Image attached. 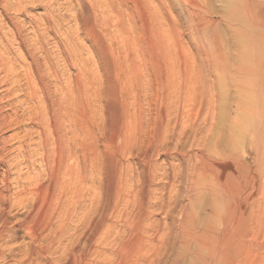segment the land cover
I'll return each mask as SVG.
<instances>
[{
	"label": "bare ground",
	"instance_id": "obj_1",
	"mask_svg": "<svg viewBox=\"0 0 264 264\" xmlns=\"http://www.w3.org/2000/svg\"><path fill=\"white\" fill-rule=\"evenodd\" d=\"M93 1L94 3L91 1L93 3L92 7H90L86 1H83V3H81V5H83L85 12L87 13V15H84L86 13L83 12V15L85 17L87 16L85 22H83L84 23L83 25L89 34L88 36H90L92 40L93 47H95V50L101 56V59L106 61V66L104 65L105 63L103 64V66H105V68L103 67L105 69L104 71H106L104 72L106 73L105 75H107V73L110 72L112 73L113 70L114 71L116 70L119 73L121 72L120 73L122 75L120 80L121 82L119 81V83H121V93L120 92L119 93L122 95L121 97L122 101L120 100V102L125 103V107H123L124 109L121 111V113L123 114V119H124L123 124L127 125L123 130V133L125 134L124 136L129 137V143L130 142L132 143L133 140L131 136L133 135L136 139V136L138 134V133L136 135L133 134L134 131L137 129H135L133 126L134 122L132 118H135L139 113L135 117H131L133 114H131L129 108L126 107L127 106L126 104L127 101L129 103L128 97L132 95V93L133 95H135L136 101L141 103V101L143 100L142 98L143 95L145 94V92H147L145 89L146 87L144 85L146 79L144 78L145 80L142 83V78L144 76L143 77L141 75L138 76V71H140L139 69L140 65L139 66L137 65L135 55L132 58L130 57L132 60L130 59L131 63L129 65H126L127 63L123 64L122 62H120V64L118 63H119V59L122 57V55L125 52L131 54L132 50L137 46H138V48L136 49L138 50L137 52L141 51L140 48L141 44L136 45V43L133 41L134 38L133 34H137L139 36L141 32L140 27L136 21H133L130 27L128 26V21L133 19V15H132L133 12L131 11L132 13H130L129 10L131 9V7L128 4L124 3L123 2L124 0H93ZM177 1L181 3L185 1L184 3L186 4L187 2L188 4V9L190 14L188 16L186 15L188 17L186 26L187 29L190 31V33L194 36L196 40H199L203 42L205 45H207L206 46L208 47L207 50L211 54L210 56L214 58V60L220 62L224 61V64L226 65L225 63L226 58L223 57V51L225 49L221 48V46L219 45L222 37L220 34L221 32L219 33L218 31L219 30L218 21L211 14L212 11H210L209 7L207 6V3H205L204 0H177ZM231 1L233 0H229L230 4L226 9L227 11L224 12L225 14L223 16V20L228 26L233 27L235 29V32H237L243 38L245 43V45L244 44L243 45L245 46L247 52L246 54L248 56H251L255 60V64H253L254 66L253 67L250 66L251 68L248 70L249 71L253 70L256 76L254 87L259 92V95H257V97L255 96L256 97L255 102L258 99L256 104H258L260 109H262L264 112V0H234L233 2ZM0 2L2 4L3 13L7 11H11L10 9L14 7V5L9 2V0H0ZM16 3L19 4L18 2ZM138 3L140 5L142 4L141 1ZM173 5L174 4L172 0H148L145 3V5L142 6L143 10L146 11V13L149 15L150 23H151L150 26L151 33H149L151 39L149 38L150 42L147 41V43H150V46L153 48L154 52L156 51L158 54H160V56L164 55V57L162 58H165V56H167L170 53L169 50L171 44L179 45L181 43V40L183 41L182 39L183 36L182 32L184 31L182 28L183 23L179 18L174 17V15H171L169 13ZM15 8L17 9V7ZM7 15L8 14H6V16ZM142 16L144 17L143 14ZM143 20L146 21V19ZM79 23L80 22H78V26L81 24ZM2 24L0 23V37L2 34L1 29L2 27H4V24L3 25ZM100 24H103L104 28L106 26V30L104 32L102 31L100 32L97 30V27ZM14 27H15V32L12 42L16 45L17 52L19 53L17 54L16 58L10 57L9 54L11 53L12 48L10 49L9 45H11L10 43L12 42L9 39L8 42L1 38L2 41L0 42V50H1L0 75L2 74V72H5V75L4 77L2 76L3 77L2 79L1 78L0 79L2 80V82L3 81L6 82V84L7 82L10 83L12 87L15 88V91L18 90L24 91L25 90L24 86L27 87L26 89L28 90L27 93L29 95V98L26 99V102L28 105H32L29 106L27 110L28 113L31 115V119L35 120L37 123L38 130L36 129V133L38 139L36 140L33 137H31L32 133L30 132V130L26 131L25 134H23L22 136L13 134L14 136L12 137L10 135L13 139L16 140V142L20 144L18 148H15L18 151L17 155H15L14 158L11 157V159L9 160V165L7 166L6 169H3L0 178V262H4V264H10L11 262L12 264H114L110 260H108L107 257L108 254H112L116 258L120 257L123 259L122 262L121 260H119L121 262L120 264H179L180 260L184 258L186 255L187 257H189L191 264H264V237L260 236L262 234L261 233L262 229L264 228L263 227L264 204L263 202L258 200V198L262 194H257L260 195L257 198V200L251 199L248 194V188H249L248 186L251 180L250 179L251 175L249 173L250 164L248 162V156H251V154L244 152L243 150L244 146H241L240 149L238 147H237L238 149L233 148L234 150L232 152L231 150H229V152L231 153L226 155L218 154V156L217 155L212 156L213 155L212 152L211 153L210 152L207 153L205 151H204L205 153L196 152V156L195 155H193V157L189 156V158L187 159V162L189 164L187 179L189 180L188 183L190 185L189 187L190 193L192 192L195 195L201 192L207 195L212 202L213 205L212 211L215 218L213 217L214 220H212V222L208 226H206L207 224H205L206 227L204 228V230L199 232V230H197L193 226L194 224L193 215L192 214L185 215L184 212H186L187 209H184L182 214L183 215L182 231L181 232L174 231L176 232L175 236H178L179 233H182V235H184L185 239L183 238L184 239L183 250L182 251L179 250L180 251L179 254L175 255L176 257L174 261L171 262V259L169 258L171 254L167 255L168 241L166 238L168 236L167 235L168 230L165 231V227L154 229L153 225L150 222L151 215L153 213V212L151 213V208L153 207V205L151 204L152 201L151 202L148 201V197L145 194V190L147 189L143 188L144 189L143 190V189H138L133 185L130 186L129 181L131 176L129 177L128 174L127 176L120 173L118 174L119 171L117 172V170L115 169H117L120 159L113 157L109 161L110 163L108 167H106L105 166L106 164H104L105 159L103 158V156L105 157V153L103 155V151L100 147V143H98L99 140H97V138H100L98 137V134L100 132L105 131L106 127L110 125L107 122V119L109 118H107L103 123L95 122V125L89 127L91 124L88 125V120H87V109H86V101H85L86 98L84 99V94L81 93V91H83L85 87L84 86L85 80L83 75L84 71L83 73L81 72L77 76V85H78L77 88L72 87V90L70 89V91L65 92L64 93L65 95L63 97L64 100L63 99H59L61 101L57 100L58 97L56 98L57 94L55 93V88H54L55 86L53 79V76L56 75V72L53 68L54 63H52L50 59L45 57H44L45 61H43L44 59L41 60V56L40 58L37 57L36 56L37 54L35 53L36 54L35 55L29 49L28 50L30 54L29 57L30 61L27 60L23 61L24 58H21L20 52L25 51V39L23 38V32L19 22H17L14 25ZM100 28H103V26ZM143 31H145L144 28ZM144 34L146 33L144 32ZM120 41L121 42L124 41L123 44H125V46H123L122 44L123 46L122 47ZM142 43H144V41ZM147 52L149 53L150 51ZM144 57L147 58L146 56ZM125 58L128 59V56ZM144 61L147 60L145 59ZM21 63L24 64L25 66L24 68L25 73H22L21 71L22 69L20 70ZM169 64L173 65V61L172 63L170 62ZM158 68L159 67H157V69ZM171 68L173 67L167 64L166 69L163 70L161 73L162 77L160 76L162 78V81H164L163 83H165V86L168 87L167 90H170V92L172 91L171 88L173 89L174 87L175 80L173 81V77L174 74H176L175 70H177L178 67L175 68V70H172ZM173 71L175 73H173ZM242 75L243 74L241 75L233 74L232 78L233 81L236 82L235 84L238 85L243 97L242 100H240L241 107H239L240 112L243 113L246 109L245 103L247 102L246 101L247 94L245 92L246 78L241 77ZM189 77L191 81L190 82L188 81L189 83L187 90L184 87L183 88L185 89V91L188 92V95L187 93H184L186 94V96L185 95L184 96L187 97V99L191 100L192 97H195L193 95L197 90L196 89L197 85H196V81L193 79L194 76L190 74ZM34 79H38V81H36L37 83L35 82L36 84L33 82ZM149 79H147L146 81H149ZM199 79L200 77L198 78V82ZM225 79L224 81H226ZM23 80L26 81V82L24 81L25 82L24 84L21 83ZM185 83L186 82H184V84ZM109 84L110 82H108V85ZM152 84L153 82L151 83V85ZM117 86L119 87V85ZM215 86L216 85H214V83L208 85V87L213 89V92ZM96 87H97L96 89L101 88L100 86H96ZM87 88L90 89V87ZM114 89L115 88H113L112 90ZM112 90L110 89L109 91ZM113 92L115 93V91ZM168 92L166 93V95L168 94ZM115 95H117V93ZM117 96L119 97V95ZM212 96L210 95L211 98ZM167 97L169 98L170 95H167ZM111 98L110 100L113 99ZM132 99L134 100V98ZM116 100H118V98ZM212 101L209 103L210 105L207 111V116L205 115L206 117L205 121H207V124L212 123L211 120L216 118L215 104L217 102L213 105ZM19 103L20 106H22L24 101L21 102L19 101ZM105 103H107V101ZM174 103L175 102L173 101V104ZM118 104L120 103L118 102ZM135 106L134 108L136 109ZM139 107L142 106L140 105ZM116 109L119 110V108ZM136 110L138 111V108ZM263 112H261L262 118L261 117L258 118L256 123L253 125V131H252L253 132L252 134L257 142V143L255 142L256 147L257 149H259V152L256 153V157L254 160H258L260 164L262 163V165L264 163ZM106 113L107 111L105 112L104 116H106ZM9 117L4 113L0 112V130L9 127L11 123L14 122V120L16 119L15 118L14 120L13 119L10 120ZM140 124L141 123H139L138 125ZM231 124L234 125L233 121ZM112 125H114V123H112ZM116 126L117 123L113 127L114 131H110L111 133L112 132L114 133L113 134L114 137L118 136L117 134H115ZM189 126L188 128H190ZM238 126L240 128L239 130L240 133H236V134L237 135L239 134L241 140L244 141L246 136L248 135L247 130L249 129H247L246 123L244 122H241V124H239ZM111 128L107 130L109 131L111 130ZM140 128L142 127L140 126ZM202 130L204 129H201V131ZM169 131H171V128ZM172 132L173 133L171 134H174V131ZM193 133L195 134L196 131H193ZM198 133H196V136L198 135ZM252 134H250V136ZM166 135L167 134H165V136ZM90 136H91V140H90ZM119 136L121 135L119 134ZM181 138L182 137H179L177 141L181 142ZM9 139L3 137V139L0 140V154H1L0 165L5 163L7 161L6 159L12 153L9 150V142H10ZM204 139L206 140L205 137L198 138L197 139L198 144H201L202 141H205ZM255 140H252V142ZM114 141H117V139H114ZM252 142L251 144L253 145ZM131 143L130 145H132ZM158 144H159L158 146L161 145L160 142ZM33 145H36V147L33 148ZM119 148L120 147H118L117 149ZM124 150L133 152L131 146H126ZM150 151L148 149L147 151L145 152L143 151V152L146 154L145 156L152 157L154 151L153 152ZM38 161L43 162L42 167H39L37 165ZM152 165L155 170H158L159 167L157 166L158 165L157 163L155 164L152 163ZM35 170H38L37 174L34 173ZM89 170L93 172L91 173L93 175L90 178L88 176L89 173L87 175L84 174V172L87 173ZM173 174H174L173 176L175 177H172L169 180V185H171L170 188H172L169 189L170 191L173 190L174 188H177L175 187L177 183V176H176L177 174L175 172ZM142 176L143 175H141V177ZM143 178L147 179V176L144 175ZM254 179L255 177H253V180ZM89 180H91V182L94 185L91 189L89 188L87 189L85 187V184ZM144 183H146V180L145 182H143V184ZM255 184H256V180H255ZM138 186H142V185L139 183ZM255 186L257 187V185H254L253 188ZM169 190H167V192ZM262 192H264V189ZM171 193L174 192L171 191ZM177 194L178 192L175 193L174 196L172 195L171 197H169V199L165 201V205L161 207L160 210L162 209L164 211L166 210V207L168 208L169 206H171L174 201L173 199L176 197ZM15 208L24 209V212L22 214L23 216L22 218H18L15 222H13L12 217L14 213L12 215L10 214L12 210H14ZM186 218H189L188 219L189 225H186L185 222L187 220ZM119 221H123V223L121 222L122 224L121 227H119L120 226ZM122 232L124 233L127 232V234L124 235L125 237L122 236ZM20 233H23L22 237ZM157 235L159 237V240L156 243L155 239L157 237L155 238V236ZM20 237L24 239L21 242H19V244H12L20 240ZM118 241L121 242L122 249L117 248L119 250H115V247L113 248V245L116 242L118 243ZM193 243H196L198 245V249L192 250L190 248V245H193ZM152 251L155 252L153 256L151 255ZM160 255L166 257V259H162L163 257H161Z\"/></svg>",
	"mask_w": 264,
	"mask_h": 264
},
{
	"label": "rangeland",
	"instance_id": "obj_2",
	"mask_svg": "<svg viewBox=\"0 0 264 264\" xmlns=\"http://www.w3.org/2000/svg\"><path fill=\"white\" fill-rule=\"evenodd\" d=\"M83 1H86L90 7H92V5L94 3L93 0H81V1L80 0H16V1L15 0H9V2L14 5V7H12L10 9L11 11H7V12L3 13L2 12L3 11L2 4L0 2V12H1L0 18L2 17L0 19V21H1L0 23L4 24L6 22L5 23L6 25L4 24V27H2V29H1L2 34L0 37V42L2 41V39L6 40L8 42H9V40H11V42H12L14 32H15L14 25L17 22H19V24L22 28L23 38L25 39V51H23L24 53L20 52L21 58H24L23 61H26V60L30 61L29 60L30 59L29 58L30 57L29 50H30L34 54L36 53L37 55L36 54L35 55L37 57L40 58V56H41V60H43L45 57V58L50 59V61L52 63H54L53 68L56 72V75L53 76V79H54L55 93L57 94V95L56 94L55 95H56V98L58 97L57 100L63 99V97L65 95L64 93L67 91H70V89L72 90V87L77 88V86H78L77 85V76L81 72L83 73V71H84L83 75H84V80H85L84 81L85 87H84V90L81 91V93L84 94V99L86 98L85 101H86L88 125L91 124L89 127H92L93 125H95V122L103 123L107 118H109V119H107V122L111 125L110 126L108 124L110 127L107 126L108 128L106 127L105 131L100 132L98 134V137H100V138H97V140H99L98 143H100V147L103 151V155L105 153V157L103 156V158L105 159L104 164H106L105 166L108 167L109 163H110L109 161L113 157L120 159L119 165H118L117 169H115V170H117V172L119 171L118 174L120 173V174H123L125 176H127V174H128L129 177L131 176L130 181H129L130 186L133 185L134 187H136L138 189H143V188L147 189V190H145V194L148 197V201L149 202L152 201L151 204L153 205V207L151 208V213L152 212L153 213L151 215V221L150 222L153 225L154 229H159V228L165 227V231L168 230V232H167L168 236L166 238L168 241V243H167V249H168L167 255L171 254V256H169V258L171 259V262H173L175 257H176L175 255H178L179 252L183 250V241L185 239L184 235H182V233H179L178 236H175L176 232H174V231H180V232L182 231V221H183V218H182L183 215L182 214H183L184 209H187L186 212H184L185 215H187V214L193 215V217H194L193 223L194 224L193 223L192 224L197 230H199V232L204 230V228L206 226H208L212 222V220H214L213 217L215 218V216L213 215V211H212L213 205H212L210 198L201 192L198 194H195V195L192 192L190 193V190H189L190 185L188 183L189 180L187 179L188 178V171H189V167H188L189 164L187 162V159L189 158V156L193 157V155L196 156V152L201 153L204 151L207 153L212 152L213 153L212 156H216V155L218 156V154L226 155V154H230L235 148L240 149L241 146H244V149H243L244 152L250 153L252 156V157L248 156V162L250 164V172L249 173L251 175V177H250L251 184L249 182L248 194H249L251 199H256V200L260 196L257 194H262L260 196L261 198L259 197L258 200H260L264 204V200H263L264 199V194H263L264 192H262L264 189V182H263L264 181V178H263V176H264V166H263L264 163L262 165V163L260 164V162L258 160H254L256 157V153L259 152V149H257V147H256L257 142H256V140L252 134L253 133L252 132L253 131V125L256 123L258 118L262 116L261 112H263V110L260 109L258 104H256L258 99L255 102L257 95H259V92L254 87L256 76H255L253 70H252L253 73H252V71L248 70L254 66L253 64H255V60L251 56H248L246 54L247 52H246V49L244 46L245 43H244L243 38L237 32H235V29L233 27L228 26L223 20V16L225 14L224 12L227 11L226 9L228 8V5L230 4L229 0H204L205 3H207V6L209 7L210 11H212L211 14L218 21V29H219L218 31H219V33L221 32L220 34L222 37L219 45L221 46V48L225 49L224 51L226 53L223 51V57L226 58L225 59L226 65L224 64V61L220 62V61L214 60V58L210 56L211 54L207 50V48H208V47H206L207 45H205L203 42H201L199 40H196L194 38V36L190 33V31L187 29V26H186L187 25L186 22H187V18H188L187 16L190 14L187 2L185 4L184 3L185 1L181 3V2H178L177 0H172L174 5L170 9L169 13L171 15H174V17L179 18L181 20V22L183 23V24L181 23L183 26L182 28L184 30L182 32L183 41L181 40V43L179 45L171 44L172 46L170 45V50H169L170 53L167 56H165V58H162V57H164V55L160 56V54H158L156 51L154 52L153 48L150 46V43H147V41L150 42V39H151V36L149 34V33H151V31H150L151 30V27H150L151 23H150L149 15L146 13V11L143 10L142 6H144L148 0H146V1L145 0L144 1L143 0H124L123 2L128 4L131 7V9L129 10L130 13L133 12L132 13L133 19L128 21V26L130 27L132 22L136 21L140 27L141 32H140L139 36L137 34H133V36H134L133 41L136 43V45L141 44V47H140L141 51L137 52L138 51V50H136L138 48V46H137L136 48H134L132 50L131 54L128 52H125L123 54L124 56L122 55V57L119 59L118 64H120V62H122L123 64L127 63L126 65H129L131 63V60H132L131 58L134 57V55H135L137 65L138 66L140 65V67L142 68L141 69L139 67L140 71H138V76L139 75H141L142 77L144 76L142 78V83L144 82L145 79L147 80L150 78L149 81H152L153 82L152 85L155 86V87H153L151 85L152 82L145 80L144 85L146 87L145 89L147 92H145V94L143 95V97H142L143 100L141 101V103L136 101L135 95H133V93H132L133 96L130 95L128 97L129 103L127 101L126 107H128L131 114H133L131 117H135L139 113L138 114L139 116L137 115L135 118H132L133 122L135 123V124L133 123V126L135 129H137V130L134 129L135 131L133 130L134 133L133 132L132 133L134 135H136L137 133L138 134L136 136V139L133 135L131 136L133 142L132 143L130 142L132 144V145H130L129 137L124 136L125 134L123 133V130L125 129V127L127 125L123 124L124 119H123V114L121 113V111L124 109L123 107H125V103L120 102V100L122 101V98H121L122 95L120 94L121 93V83H119V81L121 80L122 75L120 74L121 72L119 73L116 70L112 71V73L114 72L113 74L110 72V73H107V75H105L106 73H104V72H106V71H104L105 70L104 68L106 66V61L101 59V56L95 50V47H93L92 40H91L90 36H88L89 34L83 25L84 24L83 22H85V19L87 17V16L86 17L84 16V15H87V13L85 12L83 5H81V3H83ZM140 1L142 3L141 5L138 3ZM233 1H231V2H233ZM16 2H18L19 4H17ZM15 7H17V9L19 7L20 8L17 10ZM81 8H83V9H81ZM75 9H76V11H75ZM78 9H79V12H78ZM83 12H85L86 14L83 15ZM6 14H8V15L6 16ZM142 14L144 15V17L142 16ZM53 17H54V19H53ZM75 17H77V18H75ZM141 19L142 20L146 19V21L145 20L142 21ZM78 22L81 23V24L79 23L80 24L79 26H78ZM102 26H103V28H100ZM146 27H148V28H146ZM143 28L145 31H143ZM97 30L100 32L101 31L104 32L106 30V26L104 28V25L100 24L97 27ZM42 31H43V33H42ZM144 32L146 34H144ZM73 35H75V36H73ZM143 41H144V43H142ZM123 42L124 41L121 42V46H122ZM10 44H11V45H9L10 49L11 48L12 49H11V53L9 54V56L12 58H16L17 54L19 53V52H17L16 45L13 42ZM180 45L184 46V47H181ZM123 46H125V44H123ZM146 46H148L149 48ZM171 50H172V52H171ZM147 51H150V52L148 53ZM141 52H143V53H141ZM0 53H1V50H0ZM145 53H146V55H145ZM143 55L146 56L147 58H145ZM127 56H128L129 60L131 59L130 61L127 58H125ZM156 56H157V58H156ZM125 59H127V60H125ZM145 59L150 63H148L147 61H144ZM153 60H155V61H153ZM163 60L164 61L166 60V61L164 62ZM253 60H254V62H253ZM43 61H45V59ZM172 61H173V65L172 64L170 65L169 63L170 62L172 63ZM188 62H189V64H188ZM147 63H148V65H147ZM153 63H155V64H153ZM24 64L21 63L20 70L22 69L21 70L22 73H25ZM103 64L105 66H103ZM149 64H150V66H149ZM167 64L169 66L173 67V68H171L172 70H175V68L178 67V69H177L178 71L175 70L176 74H174V77H173V81L174 80L175 81H174L173 89L171 88V90H172L171 92H170V90H167L168 87L165 86V83H163L164 81H162V78H161L162 77L161 73L163 70L166 69ZM185 64H186V67H185ZM142 66H144L148 70ZM157 67H159L158 68L159 71H158ZM184 68H185L186 72H185ZM129 71H130V69H129ZM194 71H195V73H194ZM190 72H192V73H190ZM173 73H175V72L173 71ZM189 73L194 76L193 79L196 81V85H197L196 86L197 90L195 91V94L193 95L195 97H192L191 100L187 99V97H185L186 94H184V93H187V95H188V92L185 91V89L187 90L188 83L191 81V79L189 77V75H190ZM86 74H87V76H86ZM233 74H235V75L243 74L241 77L246 78L245 92L247 94L246 96L248 99L246 98L247 104L245 103L246 109L243 113L240 112V110H239V107H241L240 106L241 105L240 100H242L243 97H242V94H241V91H240L238 85L235 84L236 83L235 81H233V78H232ZM4 75H5V72H2V74L0 75V78L2 79L4 77ZM197 75L200 77L199 82H198L199 77ZM99 76H100V78H99ZM141 76H140V78H141ZM175 76L177 77V79ZM223 76H224V79L226 77V79H225L226 81H224ZM196 77H197V79H196ZM108 78H109V80H108ZM208 78H211V79H208ZM188 79H190V80H188ZM92 80H93V82H92ZM105 80H108V81H105ZM24 81L25 80H23L21 83L24 84L26 82V81L25 82ZM36 81H38V79H34L33 82L35 83ZM100 81H102V82H100ZM222 81H224V82H222ZM108 82H110L109 85H108ZM184 82H186V83L184 84ZM212 82L214 83V85L217 86V87L215 86L214 92H213V89L208 87L209 84L210 85L213 84ZM102 83L105 85H103ZM116 83H118V84H116ZM117 85H119V87ZM148 85H149V87H148ZM66 86H68V87H66ZM96 86H100L101 88L99 87L100 89H96L97 88ZM107 86H109L111 88H109ZM9 87H10V89H9ZM87 87H90V89ZM112 87L115 89H118V90H115V89L112 90L113 89ZM24 88H25L24 91H21V90L15 91V88H13L10 83L7 82V84H6V82H4V81L2 82V80L0 81V112L4 113L8 117L10 116L9 117L10 120L11 119L14 120L15 118L17 119V120L15 119L14 122H12L9 127H6L7 129L4 128V129L0 130V136H1L0 140H2L3 137H6L8 139L10 138L9 139V141H10L9 142V150L12 152L9 155V157L6 159L7 161L5 163H3L2 165H0V167H1L0 168V172H1L0 178H1V174L3 172V169H6L7 166L9 165V160L11 159V157L14 158V156L17 155V153H18V151L15 148H18L20 143L16 142V140L12 138L14 136L13 134L18 135V136H22L23 134H25L26 131L30 130V132L32 133L31 137H33L36 140L38 139L37 133H36V129L38 130L37 123L35 120L31 119V115L28 113V110H27V108L29 106H32V105H28L26 102V99L29 98V95L27 93L28 90L26 89L27 88L26 86H24ZM110 89L112 91H109ZM105 90L107 91V93ZM84 91H86V92H84ZM102 91H103V93H102ZM113 91H115V93ZM104 92H105V95H104ZM167 92H168L167 95H170V97H169L170 99L166 95ZM116 93H117V95H119V97L117 95H115ZM111 94H113V95H111ZM110 95L113 99L110 97ZM172 95H175V96H172ZM210 95L211 96L213 95L212 98L214 97L213 98L214 100L210 97ZM105 96H107V97H105ZM164 96H166V97H164ZM131 97L134 98V100ZM110 98L112 100H110ZM117 98L119 101L116 100ZM183 98L185 101L183 100ZM19 101L20 102L24 101L22 106H20ZM59 101H61V100H59ZM106 101L109 105L107 103H105ZM116 101H117V104H116ZM132 101H133V103H132ZM173 101L175 102L174 104H173ZM178 101H179V103H178ZM211 101H212L213 105L217 102L215 104L216 105L215 106V113H216L215 117L216 118L211 120L212 123L207 124V121H205V119H206L205 115L207 116V111H208V108L210 105L209 103ZM118 102L120 104H118ZM110 103H111V105H110ZM168 103H169V106H168ZM177 103H178V105H177ZM104 104H106V105H104ZM139 104L142 107H139L140 106ZM135 105H137V106H135ZM134 106L136 107V109L138 108V111L134 108ZM98 108H99V110H98ZM116 108H119V110H117ZM131 109H133V110H131ZM165 109L167 111H168V109H169V111L170 110L171 111L167 112ZM106 111H107L106 116H104ZM263 114H264V112H263ZM170 119H172L173 121ZM29 120L32 122H30ZM94 120H96V121H94ZM135 120H138V121H135ZM243 120H245V121H243ZM232 121H233L234 125L231 124ZM241 122L246 123L247 129H249V130H247L248 135L246 136L244 141L241 140V137L239 134L238 135L236 134V133H240V131H239L240 128L238 125L241 124ZM92 123H94V124H92ZM112 123H114V125H112ZM116 123H117V126L115 127V132H116L115 134H117L118 136L120 134L121 136H119V138H118V136H115L116 137L115 138L113 136L114 133L110 132V131H114L113 127L115 126ZM136 123H137V125H136ZM139 123H141L142 125L141 124L138 125ZM168 124H169V126L170 125L171 126L169 127ZM181 125H182V127H181ZM187 125L188 126L190 125L189 127L191 129L188 128ZM140 126L142 128H140ZM183 127H184V130H183ZM110 128H111V130L108 131L107 129H110ZM170 128H171V131H169ZM181 128H182V130H181ZM201 129H204L205 131L204 130L201 131ZM117 130H118V133H117ZM172 131H174L175 135L171 134V133H173ZM175 131H177V132H175ZM193 131H196V133H198L200 131L201 132L198 133V135L196 136V133L194 134ZM107 132H109V133H107ZM139 133L140 134L144 133V134L140 135ZM176 133H178V134H176ZM165 134H167V135L165 136ZM250 134H252V135L250 136ZM106 135H107V138H106ZM101 137H103V138H101ZM133 137H134V139H133ZM179 137H182L181 142L177 141V139ZM192 137L196 140H194ZM200 137H205L206 140L204 139L205 141H202L201 144H198L197 139ZM114 139H117V141H114ZM162 139H165V140H162ZM90 140H91V136H90ZM170 140H171V142H170ZM252 140H255V141L252 142ZM158 141L161 144L160 146H158L159 145ZM174 141H175V143H174ZM168 142H169L170 146H169ZM229 142H231V143H229ZM251 142L253 143V145L251 144ZM108 143H109V145H108ZM114 143H116L117 146ZM163 143H164V146H163ZM125 145L131 146L133 149V152H129L128 150L127 151L124 150L126 147ZM260 145H261V143H260ZM35 147H36V145H33V148H35ZM118 147H120V148L117 149ZM158 147H159V149H158ZM178 148L181 151V154H180V151L178 150ZM148 149H149V151L152 150L150 152L154 151L152 154V157L145 156L146 154L144 152L147 151ZM159 150H160V152H159ZM229 150H231V152H229ZM113 152H114V154H113ZM108 154L111 156H109ZM152 163L153 164L157 163L158 164L157 166L160 169L158 168V170H155L153 168ZM37 165L39 167H42L43 162L38 161ZM146 165H147V167L149 165V167L147 168ZM174 168H175V170H174ZM259 170H260V172H259ZM132 171H133V173H132ZM151 171H153V172H151ZM156 171H157V173H156ZM179 171L180 172L182 171V172L180 173ZM37 172H38V170L34 171L35 174H37ZM174 172L177 174V175L175 174L177 176V183H176L175 187H177V188H174L176 190H174V189L171 190L172 192H174V193H171V191L169 189H172V188H170L171 185H169V180L172 177H175V176H173ZM91 173H93L91 170H89L87 173L84 172V174H86V175L88 174L89 178L92 177V175H93ZM152 173H155L156 175L152 174ZM262 173H263V175H262ZM140 174L143 176L141 177ZM144 175L147 176V179L143 178ZM252 176L255 177L254 180H253ZM131 178H133V179H131ZM141 179H142V181H141ZM144 179L146 180V183L143 184V182H145ZM255 180H256V184H255ZM139 183L143 187L138 186ZM253 184L257 185V187L255 186L253 188V186H254ZM93 186L94 185L91 182V180L87 181V183L85 184V187L87 189L88 188L91 189ZM164 188H165V190H164ZM167 190H169L170 192L169 191L167 192ZM187 190H188V192H187ZM249 190H250V192H249ZM177 192H178V194L173 199L174 201H173L172 205L169 206L168 208L166 207V210H164V211L162 209L160 210V208L165 205V201H167L169 199V197H171L172 195L174 196L175 193H177ZM167 193H169V194H167ZM164 196H166V197H164ZM262 196H263V198H262ZM178 208H179V210H178ZM169 210H171V211H169ZM23 212H24V209L15 208L14 210H12L10 215H12L13 213L14 214L16 213L15 215L13 214L12 221L15 222L18 218H22ZM16 215H17V217H16ZM186 219H187L185 221L186 225H189L188 224L189 218H186ZM121 222L123 223V221H119V223H120L119 227H121V225H122ZM171 222H172V224H171ZM195 223H196V225H195ZM205 224H207V225L205 226ZM261 233L262 234L260 236L264 237V235H263L264 234V228L262 229ZM22 234L23 233H20L21 237H22ZM125 234H127V232H125V233L122 232L123 237H125L124 236ZM21 237H20V240H18L17 242H14L12 244H19V242H21L24 239V238L22 239ZM155 238H154L155 242L157 243V241L159 240L158 235L155 236ZM175 240H176V242H175ZM156 243H154V244H156ZM114 247H115V250L122 249L121 242H119V241H118V243L116 242L113 245V248ZM171 247H173L174 250ZM117 248H119V249H117ZM190 248L192 250H196V249H198V245L196 243H193V245H190ZM153 251L151 252L152 256L155 254V252H153ZM160 256L163 257L162 255H160ZM107 257H108V260H110L114 264H120L123 260L120 257L116 258L112 254H108ZM162 259H166V257H163ZM114 260H115V262H114ZM119 260H121V262ZM2 263L4 264V262H0V264H2ZM10 264H12V262ZM179 264H191L189 257H187V255H186L184 258H182L180 260Z\"/></svg>",
	"mask_w": 264,
	"mask_h": 264
}]
</instances>
